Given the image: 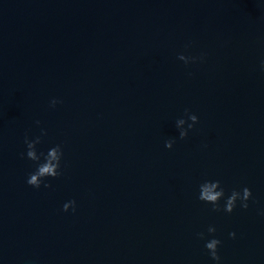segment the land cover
<instances>
[{"label":"water","instance_id":"water-1","mask_svg":"<svg viewBox=\"0 0 264 264\" xmlns=\"http://www.w3.org/2000/svg\"><path fill=\"white\" fill-rule=\"evenodd\" d=\"M262 57L264 0H0V264H215L209 224L222 264H264ZM41 128L65 155L35 188L20 153ZM206 175L250 207L199 201Z\"/></svg>","mask_w":264,"mask_h":264},{"label":"clouds","instance_id":"clouds-1","mask_svg":"<svg viewBox=\"0 0 264 264\" xmlns=\"http://www.w3.org/2000/svg\"><path fill=\"white\" fill-rule=\"evenodd\" d=\"M189 45H185V48ZM207 53L201 52L199 55L185 54V52L177 53L178 59L182 60L186 65L204 61ZM261 70H264V57L259 62ZM191 75V73H189ZM63 101L59 97H52L50 106L55 107L57 103ZM199 115L190 108H185L183 114L175 119V128L178 130L179 138L184 139L189 135V131L196 128L199 123ZM41 121L37 120L36 124ZM47 135V129L41 128V135H36L34 138L28 133L24 135V144L26 149L21 152V156H26L34 162V167L27 175L26 182L35 188L51 187V182L48 178H55L62 175V164L64 160V145L63 142L52 144L47 151L38 149V145L42 141V137ZM176 141V137H170L165 140V147L171 149ZM197 199L209 205L213 211H224L232 213L237 207L248 209L250 202L253 201V192L247 184L242 187H233L230 192L223 185L219 178L205 176L198 183ZM258 203V202H257ZM76 200L70 199L63 204V210L71 209L76 211ZM258 212L264 215V207H259ZM217 227L214 224H209L207 231H199L197 237L204 241V247L208 251V255L215 261V264H222L220 255V246L222 239L217 235L209 237V233H216ZM237 235L235 230L229 232V236L235 238Z\"/></svg>","mask_w":264,"mask_h":264}]
</instances>
